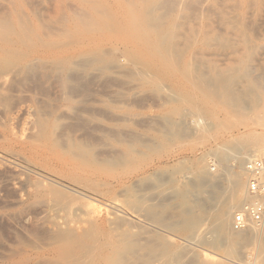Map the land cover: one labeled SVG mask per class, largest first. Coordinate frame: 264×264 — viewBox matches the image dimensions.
I'll return each instance as SVG.
<instances>
[{
    "label": "rangeland",
    "instance_id": "1",
    "mask_svg": "<svg viewBox=\"0 0 264 264\" xmlns=\"http://www.w3.org/2000/svg\"><path fill=\"white\" fill-rule=\"evenodd\" d=\"M16 2L29 15L26 23L33 29L28 34L36 47L53 35L55 59L39 55V61L31 55L36 50L33 45L10 44L7 48L9 53L30 52L28 69L32 71L27 69L26 81L21 78L24 70L20 82L18 78L14 85L10 83L13 90L9 86L7 93L11 99L4 96L2 100L9 103L7 109L34 119L30 128V122L29 127L24 122L30 116L15 114L7 130L17 132V138L23 127L28 128L20 136L27 132L28 139L51 134L52 140L65 146L55 143V150L78 166L80 174H74L73 183L54 184L48 189L50 194L46 190L45 197L35 199L25 196L35 182L34 174L26 173L21 177L23 185L13 186L17 181L10 183V175L0 170V264H43L51 259L57 264H106L118 254V243L124 250L144 246L146 252L140 246L138 254H148L150 249L185 254L188 248L182 264H256L260 259L254 244L238 245L239 252L229 256L224 248L214 247L204 231L205 242L195 245L189 240L194 235L183 226L184 216H177L176 201L170 200V194H160L163 189L158 184L175 177L180 181L183 175L194 176L204 168L219 179L212 177L218 191L233 180H242L246 195L244 166L251 159L264 158V0H0L7 5ZM3 11L9 14L4 9L1 16ZM18 36V32L12 36L14 42ZM14 102H24L23 111ZM4 128L0 125V131ZM12 150L23 154L18 148ZM214 153L229 157L218 165ZM158 176L164 177L158 180ZM146 194H151L149 200ZM128 220L139 230L129 229ZM50 222L66 225L57 232ZM170 222L175 224L173 229ZM211 222L205 223L206 230ZM52 231V236L61 235L53 239ZM252 231L241 235L256 238L261 233L259 228ZM144 238L152 241L147 239L146 244ZM191 255L193 260L187 257ZM157 263L163 264L150 262Z\"/></svg>",
    "mask_w": 264,
    "mask_h": 264
},
{
    "label": "bare ground",
    "instance_id": "2",
    "mask_svg": "<svg viewBox=\"0 0 264 264\" xmlns=\"http://www.w3.org/2000/svg\"><path fill=\"white\" fill-rule=\"evenodd\" d=\"M9 3V2H8ZM11 3V2H10ZM34 4V3H33ZM23 7V6H22ZM26 8V7H25ZM102 8V7H101ZM6 9L8 11L9 14H6L4 11H3V14L2 16L0 15V121H2V123H0L1 126H4V130H1L0 131V170H3L1 173H4L5 174H9L10 176H8V179L10 180V183L12 181H17V183H11V185H23L22 182H21V177H23V175H25L26 173H31V175L35 176V182L34 184L32 185V189L31 191H27L29 192V194L25 195V196H29L30 198H35V199H38L41 197H45L44 195H48L50 194V188H52V186L54 184H57V185H60L62 183L66 184L67 182H74L75 181V173L77 174H80L78 173V171L80 170V168L76 165H73L69 160H66V158L62 155H59L60 153L57 152L55 150V143L60 144L59 141H56L58 139H53L52 140V137L50 136L51 134H46L44 135L43 137L41 138H27L29 137L30 135L27 134V132H25V136L23 137H26V138H23L22 136H20V133L24 130L25 127H23V129L17 134L18 135V138L16 137V133L14 130L13 133L15 134H11L10 131L7 130L8 126H7V123L11 120L12 117H14L15 114H20L21 112H18L17 113V110H15L14 108L12 109H7L6 108V105L9 104H4L5 102H3L2 99H4L3 97L6 96L7 98H10L8 93L11 92L12 87L11 85H9L10 83H12V85H14V80H18V78L20 77V75L24 72V70H26L24 73L25 75H23V81H26L24 80V78L26 77V73L31 70L30 68L28 69L29 67V63H30V52L28 54H24L23 53H19L18 50L17 52L15 53H9L7 52V48L10 46V44H13V45H26V47H30V45H33L36 50L33 54L31 55H34L36 56H41V57H45L46 59H49L51 61H54V57L55 56V46H54V41L52 39V34H49V37L51 40L49 41H39L40 45H37L36 47V43L33 41V39L30 37V34H28V32H30L29 30H32V29H29L28 27V24L26 23V17H29V15L27 14H23V10L22 8L20 7V5L16 2V3H13V4H5V3H1L0 4V12H2V10ZM1 14V13H0ZM36 14V13H35ZM44 14V13H43ZM46 14V13H45ZM82 14H85L84 12ZM37 15V14H36ZM85 17V16H84ZM159 17V16H158ZM161 17V15H160ZM134 19V18H133ZM162 19V17H161ZM90 23L91 20H89ZM136 22V20H135ZM87 24H89V22L87 21L86 22ZM84 23L83 26H86ZM109 26L112 25V24H109L107 23ZM95 25V24H94ZM93 25V26H94ZM106 26V25H105ZM156 26V24H155ZM44 27H46L44 25ZM157 27V26H156ZM43 28V26H42ZM101 28V27H100ZM104 28H107L104 27ZM47 29V28H46ZM51 29V28H50ZM49 29V30H50ZM102 29V28H101ZM36 30V29H34ZM53 30V29H52ZM19 33V36H18V40L14 42V40L12 39V36L13 35H16V33ZM32 33V31H31ZM37 34V33H36ZM158 36V35H157ZM38 37V36H37ZM47 38V37H46ZM150 38V37H149ZM156 40V39H155ZM157 41V40H156ZM38 42V41H37ZM153 43V42H152ZM154 43L152 44V47H153ZM33 46H31V48H33ZM155 48V47H154ZM28 50V49H27ZM26 52V51H25ZM33 58V57H32ZM91 57H89L88 59H90ZM38 59V58H37ZM39 60V59H38ZM40 61V60H39ZM94 61V60H92ZM75 62V61H73ZM72 62V65L76 64V63H73ZM86 62V61H84ZM88 63V62H87ZM93 63V62H92ZM34 64V63H33ZM68 64V63H67ZM79 64V63H78ZM91 64V62H90ZM31 65V64H30ZM69 65V64H68ZM77 65V64H76ZM34 67V65H32ZM28 69V71H27ZM32 71V70H31ZM30 72V71H29ZM148 76V75H147ZM28 77V76H27ZM21 78H19L20 80H18L19 82L22 80ZM36 78V77H35ZM38 80V79H37ZM46 80V79H45ZM21 82L20 84L19 83H16L18 86V84L21 86L22 83L24 82ZM16 82V81H15ZM64 82V81H63ZM44 83V82H43ZM53 83V82H52ZM51 83V84H52ZM50 84V85H51ZM210 84V83H209ZM9 86H11V90L10 88H8ZM18 86V87H20ZM52 86V85H51ZM7 89H9L10 91H8L7 93ZM24 91V90H23ZM29 91V90H28ZM18 92H21L18 91ZM16 91V93H18ZM15 92L13 93L16 94ZM22 93V92H21ZM40 94V93H39ZM12 95V94H11ZM37 95V94H36ZM62 95V94H61ZM23 96V95H22ZM26 96V95H25ZM47 96V95H46ZM5 97V99H7ZM19 97V96H18ZM65 97V96H64ZM240 97V96H239ZM17 98V97H16ZM15 98V99H16ZM11 99V98H10ZM9 99V100H10ZM14 99V98H13ZM14 99V100H15ZM19 99H21V97H19ZM33 99V97H32ZM65 99V98H64ZM242 99V98H241ZM13 100V101H14ZM18 100V99H16ZM15 100V101H16ZM25 100V99H23ZM22 100V101H23ZM29 100V99H28ZM31 100V99H30ZM60 100V99H59ZM66 100V99H65ZM8 101V100H6ZM12 101V102H13ZM35 101V100H34ZM32 101V102H34ZM38 101V100H37ZM51 101V100H50ZM19 102V101H17ZM25 102V101H24ZM24 102L22 103V105L24 106ZM36 102V101H35ZM55 102V101H54ZM240 102V101H239ZM27 102H25L26 104ZM38 103V102H37ZM42 103V101H41ZM39 102V104H41ZM73 103V101H72ZM11 104V103H10ZM13 104H20L21 103H16L14 102ZM27 104H30L27 103ZM45 104V103H44ZM48 104V103H47ZM65 104V103H64ZM70 104V103H69ZM21 105L22 107V111H23V106ZM67 105V103H66ZM234 105V103H233ZM237 105V104H236ZM234 105V106H236ZM10 106V105H9ZM8 106V107H9ZM31 106V105H29ZM43 106V105H42ZM54 106V105H53ZM57 106V105H56ZM61 106V105H60ZM238 106V105H237ZM20 107V108H21ZM47 107V106H46ZM45 107V108H46ZM55 107V106H54ZM38 108V107H37ZM29 109L32 110V106L29 107ZM28 109V110H29ZM233 109V108H232ZM19 110V109H18ZM30 110L29 113H33L32 111ZM41 110V109H40ZM21 111V110H20ZM27 111V110H26ZM38 111V110H37ZM65 111V110H64ZM41 112V111H40ZM48 112V111H47ZM25 113V112H24ZM22 115H25L23 114V112L21 113ZM28 114V113H27ZM25 115V116H28V115ZM43 113L41 112L39 115H42ZM34 115V114H33ZM44 115H46L44 113ZM51 115V114H50ZM16 116V115H15ZM18 116V115H17ZM24 116V117H25ZM30 118H31V115L29 114ZM28 116V117H29ZM188 116V115H187ZM24 117H22L24 119ZM42 117V116H41ZM45 117V116H44ZM51 117V116H50ZM57 117V116H56ZM26 118V117H25ZM46 118V117H45ZM14 120V118H12ZM20 119V117L18 118ZM58 118H56V121H57ZM16 120V119H15ZM28 120V121H27ZM30 120H34V119H26V121H24L25 123H27L26 125L28 126V122H30V128H32L33 126H31V121ZM199 120V119H198ZM44 121V120H43ZM182 121V120H181ZM18 122V121H17ZM23 122V121H22ZM23 122V124H25ZM37 122V121H36ZM35 122V123H36ZM41 122V121H39ZM48 122V121H47ZM12 123H14L12 121ZM19 123V122H18ZM182 123V122H181ZM195 123V122H194ZM264 123V121H263ZM22 124V123H21ZM20 126H23V124ZM206 124V123H205ZM17 125V124H16ZM14 125V126H16ZM19 125V124H18ZM17 125V126H18ZM24 125V126H26ZM33 125V124H32ZM41 125V123H40ZM39 125V127H40ZM197 125V124H196ZM12 126V124H11ZM19 126V128H20ZM29 127V126H28ZM27 127V128H28ZM37 127V126H36ZM38 127V128H39ZM18 127H16L15 130H17ZM25 128V130L27 129ZM57 128V127H56ZM46 129V128H45ZM30 130V129H29ZM27 130V131H29ZM42 130L39 128V131ZM47 130V129H46ZM50 130V128H49ZM38 131V130H37ZM55 131V130H54ZM190 131V130H189ZM31 132H34L33 129H31ZM24 133H22L23 135ZM35 134V133H34ZM33 134V136H34ZM190 134V133H189ZM20 136V137H19ZM32 136V135H31ZM187 136V135H186ZM53 137H56V136H53ZM18 142V143H14V142ZM63 142V141H62ZM16 145V146H13V145ZM64 144V143H63ZM85 145V143H83ZM59 146V145H58ZM60 146H62L61 148L65 147L64 145L60 144ZM12 147L14 148H18V150L22 151L23 154L20 155L16 152H14L12 150ZM67 148V147H66ZM59 149V148H58ZM227 149V148H226ZM72 149H70L71 151ZM230 151V150H229ZM248 151V149H247ZM262 151V150H261ZM74 152V151H73ZM72 152V153H73ZM77 152V151H76ZM75 152V153H76ZM234 152V151H233ZM232 152V153H233ZM250 152V150H249ZM263 152V151H262ZM68 153V151H67ZM74 153V154H75ZM78 153V152H77ZM76 155H80V157H82L83 155L78 153ZM264 153V152H263ZM76 155H73V156H76ZM247 155V154H246ZM264 155V154H263ZM25 156V157H24ZM213 156L216 159V162L218 163V165H221V162H223L224 160H226L229 156L227 154H223V158H221L219 156V154H213ZM235 156V155H234ZM211 157V156H210ZM213 157V159H214ZM231 157H232V154H231ZM241 157H244V156H241ZM239 157V158H241ZM249 157V156H248ZM252 157V156H250ZM212 158V157H211ZM233 158V157H232ZM246 158V157H244ZM253 158V157H252ZM84 159V158H83ZM243 159V158H242ZM56 160V162L54 161ZM95 160V159H94ZM233 160H235V158H233ZM241 160V159H240ZM239 160V161H240ZM54 161V162H53ZM56 163V164H55ZM181 163V162H180ZM178 163V164H180ZM210 163V162H209ZM198 164H201L202 165V162L201 163H198ZM204 165V164H203ZM202 167H206V166H203ZM194 166V165H193ZM217 166V165H216ZM246 166V164H245ZM245 166H244V175H245V190H246V171H245ZM209 167V166H208ZM207 167V168H208ZM214 167V166H213ZM220 167V166H219ZM183 168V167H182ZM226 168V167H225ZM186 169V168H185ZM189 169V168H188ZM193 169V168H192ZM179 170V169H178ZM183 170V169H182ZM198 170V169H197ZM222 170V169H221ZM220 170V171H221ZM224 170V168H223ZM195 171V170H194ZM225 171V170H224ZM223 171V172H224ZM216 172V171H215ZM219 172V171H218ZM222 172V171H221ZM220 173V174H223ZM226 173L228 171H225ZM165 173V172H164ZM186 173V172H184ZM229 173V172H228ZM228 173L226 174L227 176ZM159 174V173H158ZM213 174V172H212ZM232 174V173H231ZM243 174V173H242ZM28 178H30V176ZM180 175V173H179ZM224 175V174H223ZM172 176V175H171ZM169 176V177H171ZM178 176V175H177ZM241 176V175H240ZM90 177V176H89ZM88 177V179H89ZM158 180H161L160 178L164 177V176H158ZM212 177L218 181L219 179H216V177H214V175L210 176L208 174V171L207 169H204L202 168L201 170H198L197 173H195L194 176H190V174H185L182 176V179L179 181L178 179L176 180V177L175 179H168V181L166 182L168 185H166V183L162 184V183H159L158 184V189H163V191L160 193V194H163L165 195V193H167V195H171V201H176V206H175V209L177 208L178 209V215L177 216H184V219L182 220V223H183V226L184 228H186V230H189L191 234L189 235H194V236H190V239L189 240H192L194 241L195 245L196 244H199V243H202V242H205V237L204 236H208L209 238H211L210 242L211 244L214 246V247H222V249L224 248L226 253L229 255V256H232L233 254L236 253L237 249L236 247L238 245H248V246H252L254 244V246L256 247L255 250H259V261L257 262L256 261V264H264V220L262 221V223L260 225H253V226H250L249 228L243 230V231H235L233 228H232V225H230V217L232 215V212L234 209H237L238 207H240V205L242 206V203L245 201L248 200V197L246 195H244V185H242L241 181L240 180H233L234 182L232 183L231 181V184L230 186L226 187V188H221L219 189V191L217 190L218 187L214 184V180L212 179ZM220 178L223 179V177L219 176ZM230 177V176H229ZM237 177V176H235ZM11 178V179H10ZM95 178V177H94ZM172 178V177H171ZM238 178V177H237ZM5 179V178H4ZM25 179V178H24ZM27 179V177H26ZM229 179V178H228ZM234 179V178H233ZM29 180V179H28ZM32 180V179H31ZM90 180V179H89ZM155 180V179H154ZM182 180H189L188 181V184H184V182H182ZM225 181V180H224ZM3 182V181H2ZM1 182V183H2ZM6 182V181H5ZM24 182V180H23ZM26 182V181H25ZM24 182V183H25ZM154 182V181H153ZM4 183V182H3ZM2 183V184H3ZM9 182L7 181L6 184H8ZM28 184V182H26ZM186 183V181H185ZM244 184V182H243ZM10 185V184H9ZM10 185V186H11ZM56 185V186H57ZM68 185V184H67ZM143 185V184H142ZM9 186V187H10ZM219 186V185H218ZM29 187V186H28ZM58 187V186H57ZM217 187V189H216ZM4 188V187H3ZM12 188V187H11ZM56 188V187H55ZM54 188V190H55ZM59 188V187H58ZM63 187L61 186V189ZM142 188V187H141ZM140 188V189H141ZM143 189V188H142ZM5 190V189H4ZM48 190V191H46ZM137 190V189H136ZM147 190V189H145ZM157 190V189H156ZM222 192H221V191ZM16 191V190H15ZM14 191V192H15ZM19 191V190H18ZM17 191V192H18ZM45 191H46V194H45ZM56 191V190H55ZM54 191V192H55ZM161 191V190H160ZM2 192V191H1ZM20 192V191H19ZM73 192V191H71ZM221 192V194H224V195H220L219 193ZM57 193V192H55ZM154 193V192H153ZM204 193V194H203ZM16 194V192H15ZM26 194V193H25ZM158 194V193H157ZM246 194V193H245ZM19 195V194H18ZM17 195V196H18ZM60 195V194H59ZM76 195H79V194H76ZM140 196V194H138ZM143 195H145V193H143ZM148 195V196H147ZM151 195V194H150ZM149 194H146L147 198L146 200H149ZM162 195V196H163ZM169 195V197H170ZM206 195V196H205ZM10 196V195H9ZM24 196V195H23ZM80 196V195H79ZM246 196V197H245ZM55 197H57L55 195ZM82 197V196H80ZM143 197V196H141ZM158 197V196H156ZM51 198V197H50ZM137 198V196H136ZM146 198V197H145ZM143 198V200L145 199ZM152 198V197H151ZM247 198V200H246ZM0 199H1V196H0ZM19 199V197L17 198ZM27 199V197H26ZM48 199V198H47ZM62 199V198H61ZM59 198V201L61 200ZM153 199V198H152ZM3 200V199H1ZM0 200V201H1ZM20 200V199H19ZM28 200V199H27ZM30 200V199H29ZM52 200V198L50 199ZM53 200H56V199H53ZM52 200V201H53ZM155 200V199H154ZM157 200V199H156ZM156 200H155V203H156ZM161 200V199H160ZM18 201V200H16ZM33 201V199L31 200ZM37 201V200H36ZM48 201V200H47ZM51 201V202H52ZM139 201V200H138ZM152 202V200H150ZM158 201V200H157ZM35 202V201H34ZM43 202V201H42ZM45 202V201H44ZM49 202V201H48ZM49 202V204L51 203ZM160 202V201H159ZM158 202V203H159ZM168 202V201H167ZM14 203V202H13ZM21 202H19L20 204ZM141 203V202H139ZM44 204V203H43ZM47 204V202H46ZM142 204H144L142 202ZM150 204V203H148ZM157 204V203H156ZM155 206H159L160 205H156ZM160 204V203H159ZM152 207H153V203L151 204ZM150 205V206H151ZM51 206V205H50ZM53 206V205H52ZM62 206V205H61ZM129 206V205H128ZM174 206V205H172ZM49 207V206H48ZM60 207V205H59ZM132 207V206H131ZM130 206L128 208H131ZM162 207V206H161ZM46 208V207H45ZM55 208V207H54ZM68 208V207H67ZM113 208V207H111ZM171 208V207H170ZM47 209V208H46ZM66 209V208H65ZM70 209V208H69ZM117 209V208H115ZM132 209V208H131ZM131 209L129 212H131ZM173 209V207H172ZM52 210V209H51ZM67 210V209H66ZM75 210V209H74ZM238 210V209H237ZM48 211V210H47ZM53 211V210H52ZM110 211V210H109ZM112 211V210H111ZM115 211V210H113ZM135 211V210H134ZM139 211V210H138ZM144 211V209H143ZM51 212V211H50ZM145 212V211H144ZM55 213V212H54ZM116 213V212H115ZM115 213L112 215H115ZM147 213V212H146ZM146 213H143V214H146ZM171 213V212H170ZM169 213V215H171ZM67 214V213H66ZM71 213H69L70 215ZM75 214V213H74ZM125 215H128L126 213H124ZM148 214V213H147ZM146 214V215H147ZM158 214V213H157ZM53 215V214H51ZM59 216V214H57ZM68 215V214H67ZM135 215V214H134ZM140 215V214H138ZM136 216V215H135ZM154 215H150V218L152 217L153 218ZM175 216V215H174ZM63 217V216H62ZM133 217V216H132ZM116 219V218H115ZM124 219V218H123ZM135 219V218H134ZM60 220V219H59ZM130 220V219H129ZM128 221V223H130ZM142 220V219H141ZM146 220V219H145ZM178 220V219H177ZM209 220H212L211 224H210V227H208V229L206 230L205 228H207L206 226V222H208ZM147 221H150L151 220L147 219ZM146 221V222H147ZM154 221V220H153ZM152 221V222H153ZM57 222V221H56ZM65 222V221H64ZM148 222V223H150ZM174 222V221H173ZM173 222H170L172 223L173 225ZM52 223V222H50ZM59 224H54L53 227H59V226H63V225H66L65 223H60L58 222ZM70 223V222H69ZM74 223V222H73ZM76 223V221H75ZM91 223V222H90ZM89 223V224H90ZM109 223V222H108ZM125 223V222H124ZM132 223V222H131ZM128 224V227L129 225H133V224ZM157 225V223L155 222L154 225ZM166 224V222H165ZM50 225V224H49ZM80 225H82L80 223ZM146 225V224H144ZM175 225V224H174ZM174 225L172 227V229L174 228ZM83 226V225H82ZM120 226V224L118 225ZM129 227V229L131 230H134L135 227L133 228L132 227ZM141 226V225H139ZM159 226V224H158ZM55 227V230H57V232L61 231L59 230V227L58 229ZM153 227V226H152ZM180 227V226H178ZM75 228V227H74ZM78 228V227H76ZM120 228V227H119ZM181 228V227H180ZM254 229L255 228H259V230L261 231L260 235L258 237L255 238V236L253 237H246V236H243L241 235V232H247L248 229ZM67 229V228H66ZM125 229V228H124ZM144 230H146L145 228H141ZM149 230V228H147ZM159 229V228H158ZM167 229V228H166ZM50 230L51 227H50ZM54 230V231H55ZM59 230V231H58ZM75 230V229H74ZM81 230V229H80ZM114 230V228H113ZM121 230V228H120ZM136 230H139L137 227H136ZM152 230V229H150ZM161 230V229H160ZM165 230V229H163ZM162 230V231H163ZM177 230V228H176ZM52 233H49L51 234V237H53L54 239V236L56 237L57 235H61V234H53ZM76 231V230H75ZM78 231V230H77ZM115 231V230H114ZM119 231V230H118ZM135 231V230H134ZM206 233H205V232ZM252 231V232H253ZM56 232V231H55ZM63 232V231H62ZM72 232V231H71ZM132 232V231H131ZM147 232V230H146ZM145 232V234H147ZM205 233L204 236H202L201 234L202 233ZM250 232V230H249ZM251 232V233H252ZM120 233V232H119ZM129 233V231H128ZM127 233V234H128ZM156 233V232H155ZM255 233V231H254ZM72 234V233H70ZM132 234V233H130ZM136 234H138V232H136ZM142 234V233H141ZM144 234V233H143ZM143 234L141 235L143 237ZM150 234V233H148ZM247 234V233H246ZM69 235V233H68ZM74 236V234H72ZM70 235L72 238L73 236ZM188 235V236H189ZM201 235V236H200ZM251 235V234H250ZM249 235V236H250ZM84 236V235H83ZM117 236V235H116ZM129 236V235H128ZM128 236H124V237H128ZM131 236V235H130ZM134 237V235H132ZM131 236V237H132ZM146 236V235H145ZM148 236V235H147ZM146 236V237H147ZM187 236V237H188ZM50 236H48V239L51 238ZM68 237V236H67ZM65 237V238H67ZM77 237V236H76ZM118 237V236H117ZM120 237V236H119ZM130 237V238H131ZM132 237V238H133ZM138 237V236H137ZM64 238V240H65ZM123 238V237H122ZM121 238V240H123ZM129 238V239H130ZM135 239H138L136 237H134ZM51 238V240H53ZM71 238H67L66 241H69ZM102 239V238H101ZM119 239V238H118ZM125 239V238H124ZM128 239V238H127ZM128 239V240H129ZM142 239V238H141ZM146 239V241H145ZM147 239L149 238H144V242L147 244V242H149ZM46 240V239H45ZM62 240V239H61ZM77 240V239H76ZM126 240V239H125ZM131 240V239H130ZM150 241H152L151 239H149ZM39 241V240H38ZM137 241V240H136ZM139 241H140V238H139ZM143 241V240H142ZM140 241V242H142ZM170 241H172L170 239ZM35 242V241H34ZM49 242V241H48ZM51 242V241H50ZM49 242V244L51 245V243ZM73 242V241H71ZM76 242V241H75ZM117 242V241H116ZM191 242V241H190ZM33 243V242H32ZM57 243V242H55ZM64 243V242H63ZM132 243V241H131ZM145 243H143L145 245ZM36 244V243H34ZM32 244V245H34ZM39 244V243H38ZM41 244V243H40ZM47 244V241L45 243V245ZM124 244V243H123ZM126 244V243H125ZM134 244V243H133ZM142 244V243H141ZM153 244V243H152ZM167 244V243H166ZM185 244V243H184ZM189 244H192V243H189ZM44 245V244H43ZM42 245V246H43ZM127 245V244H126ZM129 245V243H128ZM139 245V244H138ZM148 245H150L148 243ZM156 245V244H155ZM159 245L161 246H164V244H161L159 243ZM158 245V246H159ZM186 245V244H185ZM38 246L40 245H37L36 247L38 248ZM47 246V245H46ZM45 246V247H46ZM131 246V245H130ZM141 246V247H140ZM140 249H141V252L143 251L142 250V247L144 248V246L140 245ZM171 246V245H170ZM183 246V245H182ZM192 246V245H191ZM31 247V245L29 246ZM35 247V248H36ZM44 247V246H43ZM48 247V246H47ZM70 247V245L68 246ZM139 247H138V250L135 248H133V246L130 248V249H127V250H124L126 248H124V246H122L120 243L117 244V247L115 248L116 251L118 250V254L112 257H110V259L108 258V260H106V264H150V262H153L155 260L157 261H161V263L163 262V264H182V260H185V259H181V257L185 258L188 253V248H187V253L183 254H179V253H173V254H163L161 251H157V250H152L150 249V251H147L149 252L148 254H138V251H139ZM154 247V246H153ZM169 247V246H168ZM185 247V246H183ZM195 248V246H193ZM203 247V246H202ZM165 248V247H164ZM190 248V247H189ZM41 249V248H40ZM161 249V248H160ZM186 249V248H185ZM199 249V248H198ZM204 249V248H203ZM251 249V248H250ZM38 250V249H37ZM45 250V249H43ZM176 250V249H174ZM180 250V248H179ZM182 250V248H181ZM184 250V248H183ZM190 250V249H189ZM192 250V249H191ZM52 251V250H51ZM126 253V254H120L122 252ZM178 251V250H177ZM140 252V251H139ZM143 252H146V251H143ZM168 252V251H167ZM239 251H237L238 253ZM256 252V251H255ZM49 253V252H47ZM206 253V252H205ZM236 253V254H237ZM52 254L54 255V252H52ZM183 254V255H182ZM190 254V253H189ZM196 254V253H195ZM113 255V254H112ZM86 256V255H85ZM237 256V255H236ZM189 257L188 259H191L193 260L192 258V255L191 256H187ZM81 260V259H80ZM83 260V259H82ZM239 260V259H238ZM85 261V260H84ZM83 261V262H84ZM190 261V260H189ZM197 261V260H196ZM201 261V260H200ZM199 261V262H200ZM204 261V260H203ZM46 262V264H48L49 262H51V264L55 263L57 264L58 262H53V260L51 259V261L49 260H46L44 261V263ZM48 262V263H47ZM187 262V261H186ZM214 262V261H213ZM240 262V261H239ZM254 262V261H253ZM43 263V264H44ZM236 263V262H235ZM251 263V262H250ZM38 264V263H37ZM40 264V263H39ZM158 264V263H157ZM186 264V263H185ZM192 264H194V262H192ZM238 264H241V263H238Z\"/></svg>",
    "mask_w": 264,
    "mask_h": 264
},
{
    "label": "built area",
    "instance_id": "3",
    "mask_svg": "<svg viewBox=\"0 0 264 264\" xmlns=\"http://www.w3.org/2000/svg\"><path fill=\"white\" fill-rule=\"evenodd\" d=\"M246 196L248 200L232 215V228L243 231L264 220V158L247 161Z\"/></svg>",
    "mask_w": 264,
    "mask_h": 264
}]
</instances>
